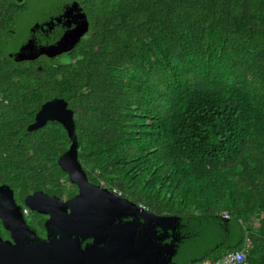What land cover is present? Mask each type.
Wrapping results in <instances>:
<instances>
[{"label": "trees", "instance_id": "16d2710c", "mask_svg": "<svg viewBox=\"0 0 264 264\" xmlns=\"http://www.w3.org/2000/svg\"><path fill=\"white\" fill-rule=\"evenodd\" d=\"M73 13L88 30L72 48L26 59L42 20ZM0 96V185L19 201L71 196L65 129L28 130L64 98L90 182L189 222L193 262L247 248L264 264V0H0ZM215 231L233 243L195 254Z\"/></svg>", "mask_w": 264, "mask_h": 264}, {"label": "water", "instance_id": "95a60500", "mask_svg": "<svg viewBox=\"0 0 264 264\" xmlns=\"http://www.w3.org/2000/svg\"><path fill=\"white\" fill-rule=\"evenodd\" d=\"M36 47L26 59L64 52L87 32L84 15L73 13L67 23L41 21ZM49 123L63 126L71 146L59 159L61 169L80 193L63 202L56 194H33L25 198L27 208L50 218L45 223L47 238L40 237L24 216L9 185H0V264H195L189 259V222L159 217L108 189L89 183L79 161L74 112L64 98H54L38 109L30 132ZM70 211V212H69ZM190 261V262H189Z\"/></svg>", "mask_w": 264, "mask_h": 264}, {"label": "flooded vegetation", "instance_id": "af4514ba", "mask_svg": "<svg viewBox=\"0 0 264 264\" xmlns=\"http://www.w3.org/2000/svg\"><path fill=\"white\" fill-rule=\"evenodd\" d=\"M7 43H9V40H5V44H7ZM88 180H89V179H88ZM89 183L92 184L93 186L97 187V188L104 189L103 187H99V186H97L96 184H93V183L90 182V181H89ZM5 185H7V184H5ZM13 191H14V190H13ZM70 191H71V192H70V193H71V196H65V197H63V198L60 197V199H61L63 202H67L68 200L73 199L75 196H77V195L80 193V189H79V187H78L77 185L73 184V183H72V187L70 188ZM31 195H33V194H31ZM68 195H69V194H68ZM28 196H29V195H28ZM28 196H26V197H28ZM26 197H25V198H26ZM25 198H22V200L19 201V197H18L17 193L14 191V199H15L16 203H17L19 206H21V207L23 208V213H24V216H25V218H26V220H27V223H28L31 227H33V228L36 229V231H37V233H38V235H39L40 237H42L43 239L47 238V233H46V229H45V223H46V221L50 218V216H49V215L39 214V213L34 212V211L30 210L29 208H27L26 205H25V202H24ZM69 212H70V211H69ZM28 216H29V218H31L30 220H29ZM34 218H37L38 220H40V219H44V224H43L44 233H42V232L40 231V229L37 228V227H38V223H37V222H34V220H36V219H34ZM38 220H37V221H38ZM0 228H1L2 235H3V231L6 232V236L3 235V238H4L6 241H11V240H10L9 233H8V232L5 230V228L2 226V223H1V222H0Z\"/></svg>", "mask_w": 264, "mask_h": 264}, {"label": "rangeland", "instance_id": "374dc122", "mask_svg": "<svg viewBox=\"0 0 264 264\" xmlns=\"http://www.w3.org/2000/svg\"><path fill=\"white\" fill-rule=\"evenodd\" d=\"M25 24H28V25H30L29 24V21H26V22H24ZM22 26H23V23L21 24ZM24 27V26H23ZM29 28H30V26L29 27H27L26 28V31L28 32V33H23V34H25V36H22V37H18V41H19V44L21 45L23 42H25L26 40V34H30L29 32L30 31H28L29 30ZM24 44V43H23ZM25 46V45H24ZM28 218H29V216H28ZM31 218H29V220H30ZM219 233V234H218ZM233 238H226L225 236H224V234L223 233H220V232H214V233H210V232H207V235H206V233H204V234H202V236L198 239V242H197V246H196V252H195V254H201V253H203L204 251H207V250H210L211 248H213V247H215V246H219V245H221V244H223V243H226V244H230V243H233ZM190 254H189V259H191L192 257H194V249H193V251L191 252H189ZM196 264V263H195Z\"/></svg>", "mask_w": 264, "mask_h": 264}, {"label": "built area", "instance_id": "2783aa9c", "mask_svg": "<svg viewBox=\"0 0 264 264\" xmlns=\"http://www.w3.org/2000/svg\"><path fill=\"white\" fill-rule=\"evenodd\" d=\"M0 100L2 102L7 103L1 96H0ZM102 186H104V184H102ZM115 193L118 194L117 192ZM118 195L120 196V194ZM141 208L146 210L145 207L143 206H141ZM247 252H248L247 248H245L241 252L229 253L217 261L206 260V261L199 262L197 264H246L247 263Z\"/></svg>", "mask_w": 264, "mask_h": 264}]
</instances>
